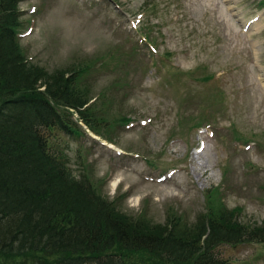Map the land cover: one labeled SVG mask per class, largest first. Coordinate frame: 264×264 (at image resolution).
Returning <instances> with one entry per match:
<instances>
[{"label": "rangeland", "instance_id": "obj_1", "mask_svg": "<svg viewBox=\"0 0 264 264\" xmlns=\"http://www.w3.org/2000/svg\"><path fill=\"white\" fill-rule=\"evenodd\" d=\"M18 10L29 63L90 65L80 85L107 123L101 136L83 123L78 137L59 135L76 177L152 225L191 227L209 198L262 223L264 0H20ZM255 16L256 29L243 25ZM217 250L264 264V241Z\"/></svg>", "mask_w": 264, "mask_h": 264}, {"label": "trees", "instance_id": "obj_2", "mask_svg": "<svg viewBox=\"0 0 264 264\" xmlns=\"http://www.w3.org/2000/svg\"><path fill=\"white\" fill-rule=\"evenodd\" d=\"M19 1L0 0V264H231L220 244L264 241V220L250 228L212 198L191 227L152 225L76 177L59 135L78 137L83 123L101 136L107 123L80 85L90 65L29 63Z\"/></svg>", "mask_w": 264, "mask_h": 264}, {"label": "bare ground", "instance_id": "obj_3", "mask_svg": "<svg viewBox=\"0 0 264 264\" xmlns=\"http://www.w3.org/2000/svg\"><path fill=\"white\" fill-rule=\"evenodd\" d=\"M259 17H255V19H253V20H251V21H249V20H245V21H243L242 20V23L243 24H247L248 25V29H256L258 26H259V24H260V22H259V19H258ZM91 135L92 136H94V137H96V135H94L93 133H91Z\"/></svg>", "mask_w": 264, "mask_h": 264}]
</instances>
